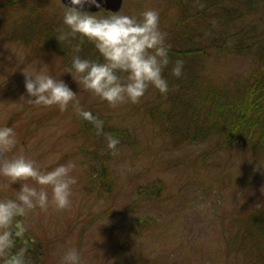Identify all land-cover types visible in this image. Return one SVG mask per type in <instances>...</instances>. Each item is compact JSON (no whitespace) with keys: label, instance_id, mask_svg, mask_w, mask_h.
<instances>
[{"label":"rangeland","instance_id":"1","mask_svg":"<svg viewBox=\"0 0 264 264\" xmlns=\"http://www.w3.org/2000/svg\"><path fill=\"white\" fill-rule=\"evenodd\" d=\"M179 2L123 0L118 12L140 18L143 11L156 9L161 29L176 23ZM66 7L61 0H43L39 9L44 16L59 19ZM109 12L90 14L107 16ZM34 14L28 3L0 7V127H11L17 141L11 151H0V160L24 155L46 171L74 163L70 175L76 183L71 186L70 206L60 210L51 202L50 186L36 185L31 179L21 181L43 187L50 201L46 209L37 207L16 218L23 234L32 238L45 234L56 264H61L60 257L69 248L79 250L82 264H121L142 260L141 255L154 264H250L251 257L242 249H233L229 235L236 229L234 219L243 210L264 207V159L255 158L245 141L216 150L206 155L205 161L199 157L213 147L212 139L173 145L148 121L142 108H137L155 98L156 88L149 85L135 104L110 105L79 84L77 75H69L60 56L44 46L42 38L24 41ZM252 67L248 58L230 56L209 60L205 72L220 80L226 75L243 76ZM23 71L46 72L64 80L76 93L70 102L74 107L60 111L55 104L30 103ZM90 104L103 117H96L103 126H118L120 133L130 134L129 142L125 144L122 137L124 143L106 153L108 157H103L106 148L98 147L96 141L98 136L107 139L110 132L105 133V128L99 134L95 127L91 133L73 135L80 128L75 121L79 111H90ZM102 165L115 180V189L109 193L99 188ZM158 178L166 184L162 200L136 201L137 186ZM0 185H9L0 187V198L11 196L20 186L19 182L11 186L7 178H0ZM147 216L150 219L145 228Z\"/></svg>","mask_w":264,"mask_h":264},{"label":"trees","instance_id":"2","mask_svg":"<svg viewBox=\"0 0 264 264\" xmlns=\"http://www.w3.org/2000/svg\"><path fill=\"white\" fill-rule=\"evenodd\" d=\"M21 2L28 3L31 12L35 11L32 23H27L28 32L24 30L26 34L23 39L26 43L33 41L34 36L42 38L43 45H48L50 51L60 56L62 65L67 69H70L72 57L76 54L84 59L103 62L95 45L86 37L81 38L80 34H76L66 41L57 39L69 29L63 24V17L57 19L54 15H43L39 9L43 0H7L0 3V7H11ZM160 30L164 34L162 46L169 48V64L162 72L168 81V92L161 94L156 89L154 99L137 105L139 111L142 108L154 128L168 136L175 146L212 139L213 147L207 149L199 157L200 160L205 161L206 155L240 141L249 144L255 158L264 159V0H180L176 23ZM76 45L80 47L78 53L75 51ZM230 56L250 59L252 69L243 76L226 75L220 80L206 74L205 67L209 60ZM178 59L183 61L180 77L172 74ZM213 69L211 66L210 70ZM69 75L77 74L69 72ZM90 105L93 116L103 119ZM72 107L73 104H69L66 110ZM75 121L80 128L73 135H83L84 131L91 133L95 128L91 121L81 116ZM103 128L106 129L105 133L110 132V135L118 137L116 148L129 142V132L120 133L118 126L108 124ZM96 141L98 147L106 148L103 157H108L106 153L113 149L107 147V139L98 136ZM78 151L81 152L82 147ZM93 153H97L96 149ZM203 161L198 165H202ZM105 166L102 165L100 171L99 188L109 193L115 189V180ZM165 186L161 178L138 185L135 190L136 201H161ZM146 218L145 228L150 217ZM92 220H87L86 224ZM233 224L236 229L229 235L233 249H242L246 257H251L250 264H264V207L243 210V214L235 218ZM38 236L32 238L29 234H23L16 238L12 251L26 249L27 264H56V260L51 257L53 251H50V240L45 234ZM229 251L231 249L228 247ZM139 258L142 260L135 258L121 264H154L149 257L141 255Z\"/></svg>","mask_w":264,"mask_h":264},{"label":"clouds","instance_id":"3","mask_svg":"<svg viewBox=\"0 0 264 264\" xmlns=\"http://www.w3.org/2000/svg\"><path fill=\"white\" fill-rule=\"evenodd\" d=\"M101 9V0H69L63 12V24L69 29L57 39L66 41L68 37L80 34L92 42L103 58V62L72 57L71 67L67 72L79 76V83L106 100L110 105L125 101L135 104L144 95L149 85L161 94L168 92V81L162 72L169 64V48L163 47L164 34L159 28V11L147 9L140 18L111 12L107 16L93 15L86 7ZM97 12V11H96ZM79 45L75 46L78 53ZM162 58V59H158ZM183 61L176 60L172 74L180 77ZM24 88L30 103L35 105H58L61 111L68 108L74 100L75 92L62 79L53 78L46 72L32 73L23 71ZM126 74V76H125ZM83 119L91 121L98 134L103 122L90 111L80 110ZM107 147L116 149L119 139L107 135ZM13 129L0 127V151H11L16 144ZM74 163L62 164L51 171L41 170L34 160L24 155L0 160V178H7L10 185L19 182V188L11 196L0 198V264H27L26 249L13 252L16 238L23 235L17 217H24L29 211L49 206V193L29 183L51 187V202L57 209H67L71 203L72 185L75 177L70 173ZM9 185H0L8 187ZM61 264H82L78 249L69 248L60 257Z\"/></svg>","mask_w":264,"mask_h":264},{"label":"water","instance_id":"4","mask_svg":"<svg viewBox=\"0 0 264 264\" xmlns=\"http://www.w3.org/2000/svg\"><path fill=\"white\" fill-rule=\"evenodd\" d=\"M61 1L66 5L69 3V0H61ZM122 2L123 0H101V5H102L101 9H106L112 12H116L120 9ZM85 7H86V10H89L92 12L99 10V9H96L94 6L92 7L85 6Z\"/></svg>","mask_w":264,"mask_h":264}]
</instances>
